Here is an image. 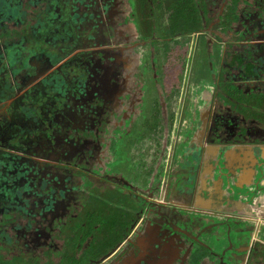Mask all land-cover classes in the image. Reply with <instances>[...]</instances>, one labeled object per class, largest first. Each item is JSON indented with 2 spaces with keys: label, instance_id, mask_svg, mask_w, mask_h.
<instances>
[{
  "label": "flooded vegetation",
  "instance_id": "af4514ba",
  "mask_svg": "<svg viewBox=\"0 0 264 264\" xmlns=\"http://www.w3.org/2000/svg\"><path fill=\"white\" fill-rule=\"evenodd\" d=\"M30 1L45 18L56 3ZM22 2L29 0H0V205H11L16 189L27 200L4 229V239L6 233L11 239L0 248V264H68L71 258L79 264H264V148L236 147L233 162L228 146L215 162L214 156H197L184 186L176 149H168L163 135L155 134L150 143L129 138L139 115L150 128L158 121L155 133L170 131L174 120L184 119L176 113L179 99L197 107L185 98L191 93L202 99V122L216 88L223 89L232 109L251 104L264 114V90L250 92L237 77L223 78L231 59L246 53L254 65L253 56L264 55V38H253L264 32V20L247 21L257 29L245 42L236 40L242 29L236 21L230 41L221 33L227 0H186L182 6L178 0H67L75 11L89 12L83 22L90 35L66 53L65 39L51 46L57 31L51 21L33 20L29 35L41 36L45 48L26 54L4 28L8 19L17 22L22 10L31 15ZM179 7L185 14L180 19ZM54 11L60 13L56 6ZM184 42L190 45L188 74L181 88L185 95L178 99V74L164 65L170 56L178 58ZM147 76L164 83L165 100H155L159 115L150 110ZM201 78L204 85L194 86ZM204 92L210 93L209 102ZM232 112L223 111L222 119ZM249 124L259 130L260 120L252 117ZM234 185L243 197L223 194ZM240 200L249 206L243 213L224 209ZM236 229L239 235L247 232V243L229 238ZM101 242L107 246L91 253V245Z\"/></svg>",
  "mask_w": 264,
  "mask_h": 264
},
{
  "label": "rangeland",
  "instance_id": "374dc122",
  "mask_svg": "<svg viewBox=\"0 0 264 264\" xmlns=\"http://www.w3.org/2000/svg\"><path fill=\"white\" fill-rule=\"evenodd\" d=\"M161 36L163 37H171L170 34L162 33ZM179 42V41H178ZM189 47L190 45L181 44L179 47L178 52V58L174 56L169 57L170 62L166 65H164V68H169L171 72L178 74V87H179V97H182L185 94H182V86L186 82V76L188 74V61L187 56H189ZM162 49V47H161ZM146 50H142V53H146ZM252 56L249 54V57ZM166 59V58H165ZM173 59V60H171ZM175 59V60H174ZM255 60L254 65L253 62H249L246 60V53L243 55L242 59L239 61H234L231 59L227 64V68H232V65L236 66V68L228 69L226 71L223 70V78L224 75L229 79L238 78L237 81L243 84V87L250 91H260L264 90V55L259 56L257 58H253ZM150 61V60H149ZM194 66H197V62L195 59H193ZM165 68V69H166ZM155 76H147L144 79V87H148V95L154 100V103L150 106V110L155 113L156 115H159V105L157 104L159 100H165V95L163 90L164 83L159 80ZM182 79V80H181ZM225 79V78H224ZM232 79V80H233ZM204 78L200 79V85H194L198 86L199 88L203 86ZM184 82V83H182ZM212 88L211 85H206V87ZM158 88V89H157ZM255 88V89H253ZM214 89V88H213ZM201 91V90H200ZM218 91V96L216 95ZM192 92V90H191ZM213 92V90H212ZM215 94L213 95V105L210 113H208L206 110L203 112L204 120L201 122V116H199L200 111L198 106L201 105L202 99H197L196 95H192V93L187 95L185 97L186 99L189 98V102L192 103V105H196L194 109H191L189 106L185 107L183 101L179 99L180 104L177 107V114H178V120L180 121V118L182 119L184 116L183 121L178 122L176 124V120H174L173 128L170 127V131L162 130L157 133H155V126H157L158 121L149 122L154 127L150 128L147 125L146 120L141 117L140 115L136 118V121H138L137 126L133 128V132L131 133V136L129 138H138L140 140H147L148 143H150L154 138L155 134L158 136L160 135L164 137L163 141H166L168 145V149L175 150V155L178 156L177 164L178 166L182 167L181 173L178 175V179L181 180V183L185 186L187 183H189L190 178L189 176L194 175V170L192 169L193 166L196 165L197 162V156H203L204 154L207 156H214L213 158L210 157V160L215 162L216 160H219L220 155H224L229 148L232 147V149L227 153V155L230 157L231 161L233 162V158L235 157L233 154V149L236 147L240 148L242 146L246 147H260V149L264 148V125L261 124L262 117L264 118V114H262L259 110L256 108H253L249 105H242L244 107H238L232 109L233 105L229 103V101L226 100V97L224 96L223 89L216 90L214 89ZM223 93V94H222ZM159 95H162L158 97ZM203 98H205L206 102L210 101V93L204 92ZM165 96V97H164ZM217 96V98H216ZM258 96V95H257ZM158 97V98H157ZM156 100V102H155ZM171 100H174L173 98ZM187 103V102H186ZM229 103V104H228ZM184 105V106H183ZM239 106V104H237ZM182 106V107H181ZM248 107V108H247ZM259 108H263L262 106H256ZM247 108V110H245ZM232 110L233 116L230 117V119H222L221 116H224L223 111L225 110ZM256 115V116H255ZM252 117H257L260 120V127L259 130L256 127V124L250 125V119ZM264 121V119H263ZM146 122V123H145ZM160 123H164V121H159ZM150 125V126H151ZM158 131V130H157ZM190 131V132H189ZM195 133V134H194ZM188 135L191 136L189 141H185L188 138ZM167 137H172L173 142L175 141L177 144L168 143ZM155 146H161L159 143H152ZM165 145V143H163ZM176 145V146H174ZM234 146V147H233ZM239 149V150H240ZM218 151L220 153H218ZM245 153H248V151H244ZM252 152V151H251ZM264 154V151H262ZM253 153V152H252ZM165 159V157H164ZM169 160V159H168ZM162 161L163 158H162ZM231 162V163H232ZM164 163V162H163ZM198 165V164H197ZM189 166V167H188ZM209 167L206 171L209 172ZM229 182V181H228ZM240 183V182H239ZM230 190H226L223 192V194H233L235 197H243V191L240 190L237 185H234L230 187ZM248 205V204H245ZM242 200L238 202H230L225 207L231 212H237L238 214L243 213L241 208L244 210H247L248 207H245ZM251 206V205H250ZM262 209V207H260ZM262 211V210H261ZM261 211L258 212L262 213ZM230 212V213H231ZM264 218V216H261V218ZM219 223V222H218ZM10 233V232H8ZM228 236V235H226ZM241 236V238H239ZM111 237V236H109ZM113 238V237H112ZM229 238L239 239L244 243H247L248 241V235L246 233H241V235L237 234V229L234 232H230ZM11 239L9 234L6 233V240ZM114 239V238H113ZM214 242L213 246H220V244L216 240H211ZM228 258V257H227Z\"/></svg>",
  "mask_w": 264,
  "mask_h": 264
},
{
  "label": "trees",
  "instance_id": "16d2710c",
  "mask_svg": "<svg viewBox=\"0 0 264 264\" xmlns=\"http://www.w3.org/2000/svg\"><path fill=\"white\" fill-rule=\"evenodd\" d=\"M54 1L56 3H54ZM240 1H242L243 7L242 6L240 7ZM51 2L54 4L51 7H49V9L46 11V15H45L46 18L44 17V15H42V13H40L41 10H38L35 4L32 5V2L29 0V2H22V5L26 7L28 11H30L31 15L24 14V10H22V14H20L21 19L19 18L17 22L11 21L12 19L6 20L9 23L8 27H4L6 30V33H8L14 38L19 39L21 46L27 50L26 54H29V53L36 54V52H41L42 47H44L42 46L44 42L41 36L36 35V34L29 35V30L31 28V21L33 20L35 21V25H41L42 23H45L48 20L51 21V24L58 31L52 34L53 42L54 40L56 42L51 43V46L59 47L63 45V42H64V48L66 50V53H68L70 49L72 50L77 45L78 38L84 37L85 33H88V35H90L89 33L90 31H88V29L84 27L86 23L84 25V22H83L84 16H87L89 12L81 13L80 11H75L74 9L70 8V7L74 8L73 4L70 5L67 2V0H65L64 3H61L60 0H52ZM185 2L186 0H178V6L186 5ZM194 5L195 6H191V8H193L197 12V9H196L197 6H196L195 1H194ZM54 6L60 9V13H55ZM237 7L242 8V10L240 9L239 11ZM181 10L182 8L179 7V19L181 16L185 17V14H182L180 12ZM221 15L225 16L226 18L225 20L226 22L224 21V24L226 26H224L221 32L222 34L225 35L226 40H230V38L234 39V34H233L234 24L233 23L238 21L242 29L239 32L240 35L236 32L237 33L236 40L241 41V42L249 41L251 38V34L254 33L252 31L257 29L256 27L253 28L254 26L252 27L253 28L252 29L250 26V23L254 21L255 19L260 20V21L264 20V0H227V10L224 12V14H221ZM24 16L26 18L25 20H24ZM247 21H249L250 23L248 24ZM15 23H16V26L18 25L17 28L12 27L14 26ZM77 23L79 24L77 25ZM262 24H264V22ZM81 25H83L82 28L80 27ZM65 35H66V38H64ZM253 38L263 39L264 32H262L261 34H258L255 32V36H253ZM61 39H65V40L61 42ZM69 40H71L72 42L71 43L68 42ZM56 51H57V48H56ZM60 54H62V52ZM52 64H53V57L52 55H50L49 66H51ZM36 71H37V68H36ZM235 90H236V87L234 86V84H230L229 85L230 93L234 94ZM240 93H241L240 90L236 91V94L240 95ZM14 195H15V198L11 199L12 200L11 205L9 204L4 205V206L0 205V242H1L0 248L7 245V241L3 237L4 229L14 222L15 219H14L13 214L16 213L17 209L20 207V202L24 201L25 203L27 201L22 196L23 192L20 189H16V191L14 192ZM104 246H107V242L106 243L101 242V243H98V245H91V249H92L91 253L94 251H99L101 249H104ZM66 257L69 259L70 253L67 252ZM80 262H81L80 259L71 258L69 259L68 264H79Z\"/></svg>",
  "mask_w": 264,
  "mask_h": 264
}]
</instances>
